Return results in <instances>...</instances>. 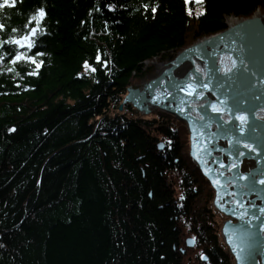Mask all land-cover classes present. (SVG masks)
Instances as JSON below:
<instances>
[{"label": "trees", "instance_id": "1", "mask_svg": "<svg viewBox=\"0 0 264 264\" xmlns=\"http://www.w3.org/2000/svg\"><path fill=\"white\" fill-rule=\"evenodd\" d=\"M38 9L46 13L39 27L29 23ZM257 11L264 0L0 8V264H227L200 181L213 187L189 159L186 122L165 110L169 121L108 110H119L146 62ZM174 125L185 131L186 161ZM185 227L199 253L182 251Z\"/></svg>", "mask_w": 264, "mask_h": 264}, {"label": "water", "instance_id": "2", "mask_svg": "<svg viewBox=\"0 0 264 264\" xmlns=\"http://www.w3.org/2000/svg\"><path fill=\"white\" fill-rule=\"evenodd\" d=\"M262 18L264 13L237 19L238 22L232 26L228 24L224 30L184 47L171 61L164 63L155 76L141 85L128 86L118 105V109H122L123 103L130 102L144 113L155 105L186 121L190 155L197 161L202 159L213 164L210 168L213 173L208 172L207 176L215 194L222 201L234 204L228 208L233 209L231 217L237 218L233 222L227 220L223 234L232 239L234 235L240 236L235 244L241 256L246 255L245 251L248 250L253 255L254 251H264ZM239 29L242 37L237 39L234 34ZM235 104L249 108L253 115L248 116L247 110L244 120H239L235 113L229 111ZM228 107V110L224 109ZM217 117L220 119L215 120ZM231 132H235L238 140L232 138ZM241 153L256 167L251 172L241 173L242 176L239 173L243 160ZM233 158L240 162L235 164V169L223 175ZM224 159H228V162H221ZM244 179L247 184L241 182ZM240 184L242 188L238 186ZM228 227L232 228L230 234L227 232ZM261 258L264 259V255ZM248 264L258 263L252 260Z\"/></svg>", "mask_w": 264, "mask_h": 264}, {"label": "rangeland", "instance_id": "3", "mask_svg": "<svg viewBox=\"0 0 264 264\" xmlns=\"http://www.w3.org/2000/svg\"><path fill=\"white\" fill-rule=\"evenodd\" d=\"M261 13H262V11L255 12V14H261ZM234 19H241V18H236V17H232V16L231 17H228L226 19L227 24L230 23L231 21H233ZM26 41L27 40L24 39V38L21 39V42H26ZM192 43L193 42L188 41V45H190ZM176 54H173L172 55V58ZM172 58L167 57L164 60L162 58H156V59H154L152 61L146 62L145 66L143 67V70H142L143 73L140 76H138L135 79H133L131 81V84L129 86L135 87V86H138V85L143 84L148 79H150L153 76H155L160 71L162 65L164 63H167ZM123 95L124 94H122V96ZM114 105L115 104L113 103L112 106H114ZM122 109H119V110H116L115 111V108L112 107L110 110H108V114L109 115H112V114H114V112H116V113L126 114L127 116H135V115H137V116H140V117H143V118H152L155 121H166V120L169 121V119L167 117H165L164 114L162 113L163 110L162 109L155 108V107H151V110L149 112L143 113L140 110L136 109L130 103L125 102V103L122 104ZM167 113L169 115H173L175 117V120L176 121H181V123H182L183 120H181L180 118H178L177 116H175L173 113H171V112H167ZM174 127H176V128H173V131L175 132V137H174L175 138V142H176L177 145L181 146V148H182V154L184 155L183 157L185 158V161H186L187 160L186 159L187 155L185 153H186V144L187 143H186V134H185V131H184V129L182 127L179 128V126H177V125H174ZM157 142H160V143L162 142L163 143V142H165V140H164V138L163 139L162 138H158L157 139ZM193 163L194 162L192 161V164ZM200 182H201L200 183L201 190L204 191V189L206 187V190L208 191L207 199H206L208 201V203H206L205 196H204V198L202 200L198 199L199 201L198 200L197 201H198L199 205L203 204L204 201H205L206 205H208V209H209V213H210L209 220L211 219V221H212V222L209 223L210 224V227L212 228L211 232L213 233V236H214L215 240L218 241V246L221 249H223V251H224L223 253H225L228 256L227 264H234L233 257H231V255L227 252L228 251L227 248H225L226 246H225V242H224V240L222 238V231L220 230L221 224H222L223 220L227 217V215L223 214L220 210H218L213 205V203H212L213 191L211 190L209 184L205 183L204 180H203V182H202V180ZM176 190H178V189H176ZM205 203H204V205H205ZM205 207L207 208V206H205ZM228 217H230V216H228ZM189 230L190 229H187L186 227L183 228V233H184L185 239H184V244H182V251H184L186 249L187 252L189 253V255H193L192 252L194 251L195 253H199V249L200 248H198L197 246L196 247H193L194 246V238L189 234ZM190 242H192V243H190ZM202 257H203L202 255L199 256L200 261H202V259H203Z\"/></svg>", "mask_w": 264, "mask_h": 264}, {"label": "bare ground", "instance_id": "4", "mask_svg": "<svg viewBox=\"0 0 264 264\" xmlns=\"http://www.w3.org/2000/svg\"><path fill=\"white\" fill-rule=\"evenodd\" d=\"M238 22V20L237 19H234L233 21H231L230 23H228V24H230L231 26L233 25V24H235V23H237ZM261 25H262V27H264V18H262L261 19ZM242 34V32H241V30L239 29V31L237 32V33H235L234 35H235V38H237V39H239L240 38V36H241V34ZM240 34V35H239ZM242 37V36H241ZM263 42H261L260 43V46H263V44L262 43H264V36H262V39H261ZM244 107V106H243ZM224 109H226V110H228L229 109V107L228 108H224ZM150 110H151V107H150ZM248 110V116L250 115V116H252L253 115V112H250V109L249 108H242V105L241 104H239V105H236L235 104V106H232L231 108H230V110L229 111H231V112H233V113H235L237 116H238V118H239V120H244V117H245V114H244V112H246ZM234 116V115H233ZM240 117H243V119H240ZM247 118V117H246ZM215 119V118H214ZM220 119V117H217L215 120H219ZM227 120H230V118H228ZM240 123V122H239ZM263 125H264V122H263ZM228 127V126H227ZM239 127V126H238ZM238 127L234 130V131H236L237 129H238ZM240 128V127H239ZM231 134V136H232V138H234L235 140H238L236 137V134H235V132H231L230 133ZM256 142V141H255ZM190 154V153H189ZM191 156V155H190ZM240 156L241 157H243V160H242V169H240L239 170V173H240V175L242 176V174H244V172H251V169L253 168V169H255L256 167L254 166V165H252V163H251V161L250 160H247V156L245 157V154L244 153H241L240 154ZM191 161H193L194 162V165L196 166V168H198V170L200 171V172H204L205 171V169H206V171L207 172H210L211 170L209 169V168H211V166H213V164H210V163H206V162H203V160H202V165L199 163V162H197L195 159H193L192 158V156L189 158ZM211 161H214V160H212V158H211ZM221 162H228V159H224V160H222ZM224 164H226V163H224ZM203 167L205 168V169H203ZM228 167V166H227ZM226 171H228V169H226V170H224V172H226ZM229 172V171H228ZM228 172H226V173H223V175H227V173ZM242 173V174H241ZM221 174H222V172H221ZM203 175H204V173H203ZM205 176V175H204ZM246 179H244V180H242L241 182L243 183V182H246V184H247V180L245 181ZM249 184V183H248ZM240 188H242L243 187V185L242 184H240V185H238ZM256 186V185H255ZM240 190V189H239ZM241 192V191H240ZM213 194H214V190H213ZM248 200V199H247ZM234 205V204H233ZM228 206H230V203L225 207V209H227V207ZM237 207H239V205H236ZM248 207V206H247ZM239 208H242V206L240 205V207ZM229 210H230V212H233V209H231V207H229L228 208ZM223 213H225V214H227L226 212H223ZM243 214V213H242ZM230 219V218H229ZM230 221L231 222H233V220H231L230 219ZM235 221V220H234ZM227 229V228H226ZM232 229V228H231ZM231 229H230V227H228V229H227V232H229V234L231 233ZM222 238L224 239V240H226L227 242H226V244H228L230 247L232 246V255L235 257V259H236V262L238 263V264H248V262L250 261H257V263L259 264V255H256L255 256V254L253 255V252L252 251H250V250H248V251H245L246 252V255H243V256H241L240 255V251L238 252V246L235 244V240L236 239H239L240 238V236L239 235H234V237H233V239H232V237L231 236H229V235H227V234H223L222 235ZM231 240V243L229 242ZM248 256V257H247Z\"/></svg>", "mask_w": 264, "mask_h": 264}, {"label": "snow or ice", "instance_id": "5", "mask_svg": "<svg viewBox=\"0 0 264 264\" xmlns=\"http://www.w3.org/2000/svg\"><path fill=\"white\" fill-rule=\"evenodd\" d=\"M15 2V0H13V3ZM5 4H9V0H3V3H0V8H3L4 7V5ZM9 6H11V5H9ZM145 7H147V6H145ZM152 12L153 13H155L156 12V8L155 7H153L152 9ZM45 15H46V13L44 12V10L43 9H38L37 10V14L36 15H33L32 17H31V19L29 20V23H31L32 21H35V24H36V26L37 27H39V25H40V23H41V20L45 17ZM26 27H27V25H26ZM37 27H33L32 29H31V34H35L36 33V31H37ZM0 28H3V25H0ZM13 31H15V29H13ZM44 33L43 32H41V35H43ZM28 37H24V39H27ZM15 43H19V41H14ZM29 47H31V45H29ZM37 55H43V53H37ZM17 59H21V56H17ZM99 60H100V57L98 56L97 57V61L99 62ZM33 63H35V60H33ZM41 63H43L42 61H41ZM40 63H37L36 64V68L37 69H39L40 68ZM84 67L85 68H88L89 67V65L87 64V62H85V65H84ZM96 69L95 68H92V71H95ZM30 74H35V72H33V73H30ZM19 75V74H18ZM240 119H243V117H240ZM12 131H14V129H12ZM230 243H231V240L229 241ZM190 243H192V242H190ZM203 258V257H202Z\"/></svg>", "mask_w": 264, "mask_h": 264}]
</instances>
